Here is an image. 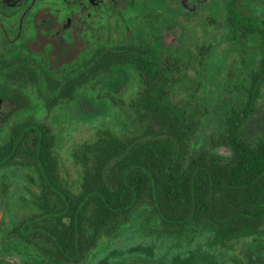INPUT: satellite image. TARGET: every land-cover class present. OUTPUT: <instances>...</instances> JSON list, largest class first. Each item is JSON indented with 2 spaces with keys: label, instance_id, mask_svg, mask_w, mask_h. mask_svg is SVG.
Wrapping results in <instances>:
<instances>
[{
  "label": "trees",
  "instance_id": "obj_1",
  "mask_svg": "<svg viewBox=\"0 0 264 264\" xmlns=\"http://www.w3.org/2000/svg\"><path fill=\"white\" fill-rule=\"evenodd\" d=\"M231 6L232 12H241L239 3L233 2ZM255 18L229 16L227 24L232 29H259L260 103L264 99V20L261 16L259 21ZM150 55L151 58L135 53L103 64L105 76L113 74L118 66H129L141 78L138 95L131 102L135 112L128 116L134 127L123 135L101 127L95 140L76 147L72 160L80 168L77 180L62 175V159L57 152L60 138L41 124L37 135L24 132L26 125L21 132L14 130L13 137L0 148L1 182L36 173L40 222L59 221L66 212L72 214L74 229L75 222L79 227L83 219L87 263H91L90 257L102 244L104 247L127 232L137 219L147 234L158 240L181 242L186 248L206 227L211 234L210 247L223 250L234 246L240 238L251 239V243L246 240V245L251 244L255 252L259 245L262 258L254 260L250 250L248 262L264 264L263 115L259 116V138L242 136L239 131L255 114V98H250L236 116H231L224 98L208 106L204 102L196 106L202 83L192 82L187 69L173 55L167 56L165 65L159 53ZM65 86H70V94ZM39 87L52 94L54 101L73 99L78 91L74 83L64 81H51ZM199 112L211 114L218 123L206 135L197 124ZM118 119L122 123L127 121L123 116ZM12 167L27 171L9 174L7 169ZM46 229V225L41 227L48 235ZM78 247V237H73L69 249L75 254ZM44 262L49 264L45 260L40 264ZM120 264L155 263L147 257L134 256Z\"/></svg>",
  "mask_w": 264,
  "mask_h": 264
},
{
  "label": "flooded vegetation",
  "instance_id": "obj_2",
  "mask_svg": "<svg viewBox=\"0 0 264 264\" xmlns=\"http://www.w3.org/2000/svg\"><path fill=\"white\" fill-rule=\"evenodd\" d=\"M233 2L239 3L241 12H232ZM229 16L256 17L258 21L261 16L263 21L264 0H0V148L24 125V132L34 135L41 124L54 132L62 117L103 111L104 96L121 101L128 95L127 102L114 108L118 109V122L121 116L128 119L135 112L131 102L138 95L141 78L129 66H118L105 76L103 64L135 53L151 58L152 52L161 55L163 64L173 55L192 82L202 83L196 106L224 98L231 116H236L255 98V114L239 131L242 136L259 138L263 109L262 98L259 103V29H232L227 24ZM148 62L149 66L151 60ZM51 81L74 83L76 97L54 101L52 94L39 87ZM69 87L65 86L68 94ZM196 117L203 135L218 125L211 114L199 112ZM2 178L3 174L0 264H40L43 260L88 264L85 221L80 219L79 227L76 221L73 229L72 214L65 212L59 221L40 222L37 174L26 176L37 188L31 198L10 181L1 182ZM45 225L48 235L41 230ZM261 230L264 233V224ZM73 237L79 240L75 254L69 249ZM262 239L264 243V236ZM237 241L242 254L247 242ZM231 247L236 252L237 244L227 248L229 258L234 253ZM254 255H258L254 260L262 258L259 252Z\"/></svg>",
  "mask_w": 264,
  "mask_h": 264
},
{
  "label": "rangeland",
  "instance_id": "obj_3",
  "mask_svg": "<svg viewBox=\"0 0 264 264\" xmlns=\"http://www.w3.org/2000/svg\"><path fill=\"white\" fill-rule=\"evenodd\" d=\"M202 29L203 28H201L200 24V41L204 38V32ZM219 54L222 56L221 51ZM191 75H193L192 72ZM127 96L128 95L125 97L126 99L123 98L121 101L118 100L116 96L115 98L106 97L102 103L104 106L103 111H96L95 109L82 111L70 118L62 117L60 121H57V124L53 128L54 132L60 138L57 152L62 159L63 166L61 167V171L64 177L69 175L71 181L79 178L80 168L74 164L72 153L76 147L83 142H91L95 140L99 128H110L115 133L123 135L126 131H129L134 127L126 117L125 119L128 121L125 123L118 122L116 116L118 109H114L118 107L120 108L122 102H127ZM100 104L98 103V107ZM261 115L264 117V99ZM51 119L52 117L48 120ZM16 170L26 172L27 168L12 167L7 169L9 174L15 173ZM26 176L28 175H25V177L19 175L12 179V181L10 179H8V181L12 183V187L17 191L24 190V193L26 192L25 195L28 198H31V192L33 190L37 191V188L30 183ZM10 198L11 195L9 194L8 199ZM138 223L139 222L136 219L134 224L129 225L127 232L120 234L119 237L115 238L111 243L106 244L104 247H102V244L97 250L99 252L96 251L94 256L90 257L91 263H88L120 264L121 262H124V260H130L134 256H143L152 259L155 264L159 262H167L169 260L174 263L178 261L179 264H250V262H248V255L250 250H252L251 244H245L247 249L243 250V253L241 254V243L238 241L236 243V252H234L232 247L230 248L231 252L234 253L229 258L227 256L228 251L225 247H223V250L219 246L210 247L209 240L211 239V234L206 230L208 227L202 228L201 234L195 238L193 244H191L189 248H186L187 246L184 247V244H181V242H176L170 239H156L153 235L147 234V229L141 228ZM248 241L251 243V239ZM257 250L259 252V245L256 246V251ZM251 252L256 254L255 251ZM238 255L241 256L239 257ZM256 256L258 255H254V257ZM182 261L183 263H181Z\"/></svg>",
  "mask_w": 264,
  "mask_h": 264
}]
</instances>
